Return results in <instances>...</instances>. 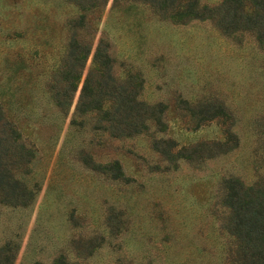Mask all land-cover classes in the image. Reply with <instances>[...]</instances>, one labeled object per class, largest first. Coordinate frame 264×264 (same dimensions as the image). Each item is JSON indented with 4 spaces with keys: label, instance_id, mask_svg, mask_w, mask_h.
Wrapping results in <instances>:
<instances>
[{
    "label": "rangeland",
    "instance_id": "rangeland-1",
    "mask_svg": "<svg viewBox=\"0 0 264 264\" xmlns=\"http://www.w3.org/2000/svg\"><path fill=\"white\" fill-rule=\"evenodd\" d=\"M126 5L0 0V102L28 156L10 167L21 202H0L13 264H231L223 182L264 183V44L211 19L178 24ZM81 13L78 35L94 42L71 95L59 70ZM100 38L115 79L138 82L139 99L163 107L162 125L113 137L99 113L74 115ZM213 105L223 113L204 118Z\"/></svg>",
    "mask_w": 264,
    "mask_h": 264
},
{
    "label": "trees",
    "instance_id": "trees-1",
    "mask_svg": "<svg viewBox=\"0 0 264 264\" xmlns=\"http://www.w3.org/2000/svg\"><path fill=\"white\" fill-rule=\"evenodd\" d=\"M71 1L82 12H90L102 7L108 0ZM119 1L113 0L112 11L115 10ZM125 1L127 5L122 10L124 12L135 13L138 8L143 7L161 19H170L178 24L195 19H211L224 33L249 31L254 33L260 44H264V0H222L215 7L202 5L200 0ZM86 17L87 15L81 13L69 19L67 23L70 34L61 60L59 75L64 81L69 82L70 87L67 89L71 95L77 89L84 63L94 42V36L84 41L78 35V32L87 25ZM139 86L140 84L132 79L124 82L115 79L108 44L100 38L93 52V66L83 80L74 115L99 113L101 120L105 123L104 129L108 130L113 137L137 135L143 132L150 122L158 126L162 125L163 107L150 106L141 101L138 97ZM67 89L57 95L66 94ZM56 104L59 107L65 104L70 106L71 102L59 97ZM210 108L212 113L204 118L223 113L222 106L213 105ZM207 110L210 111L209 108ZM26 145L19 130L5 118L0 102L1 203L21 202V197H17L16 193L20 183L17 178L12 177L10 167L17 164L16 160L20 161L27 156L24 154ZM223 189L222 204L227 209L223 227L232 241L227 249L229 262L231 264H264V183L246 185L238 178H228L223 182ZM13 257L0 248V264H13ZM33 264L43 263L36 261Z\"/></svg>",
    "mask_w": 264,
    "mask_h": 264
}]
</instances>
